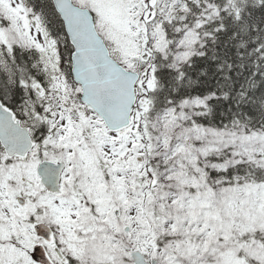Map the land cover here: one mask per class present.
Listing matches in <instances>:
<instances>
[{"label":"snow or ice","instance_id":"6c2138e0","mask_svg":"<svg viewBox=\"0 0 264 264\" xmlns=\"http://www.w3.org/2000/svg\"><path fill=\"white\" fill-rule=\"evenodd\" d=\"M0 264H264V0H0Z\"/></svg>","mask_w":264,"mask_h":264}]
</instances>
